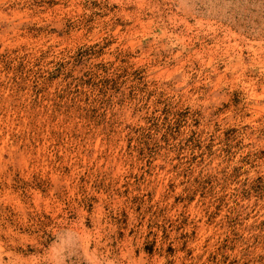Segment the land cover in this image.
Masks as SVG:
<instances>
[{
	"label": "rangeland",
	"instance_id": "1",
	"mask_svg": "<svg viewBox=\"0 0 264 264\" xmlns=\"http://www.w3.org/2000/svg\"><path fill=\"white\" fill-rule=\"evenodd\" d=\"M0 264H264V0H0Z\"/></svg>",
	"mask_w": 264,
	"mask_h": 264
}]
</instances>
